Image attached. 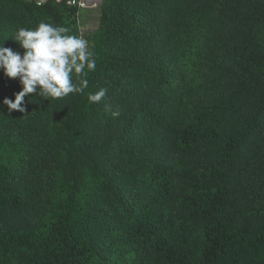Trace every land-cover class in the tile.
I'll return each mask as SVG.
<instances>
[{
	"label": "trees",
	"instance_id": "16d2710c",
	"mask_svg": "<svg viewBox=\"0 0 264 264\" xmlns=\"http://www.w3.org/2000/svg\"><path fill=\"white\" fill-rule=\"evenodd\" d=\"M67 1L0 0V44L79 35ZM85 37L83 93L9 111L0 70V264H264V0H102Z\"/></svg>",
	"mask_w": 264,
	"mask_h": 264
},
{
	"label": "clouds",
	"instance_id": "9594fccd",
	"mask_svg": "<svg viewBox=\"0 0 264 264\" xmlns=\"http://www.w3.org/2000/svg\"><path fill=\"white\" fill-rule=\"evenodd\" d=\"M11 37L24 51L21 55L0 44V70L8 78H18L22 86L14 100L4 98L3 105L9 111L25 112L24 98L29 94H34L33 100L62 99L83 93L88 87L84 77L95 71L96 60L89 42L82 36L69 34L64 26L42 21L34 28H17ZM74 75L80 78L79 84L74 82ZM106 94L107 89L101 88L89 93L88 100L99 103Z\"/></svg>",
	"mask_w": 264,
	"mask_h": 264
},
{
	"label": "built area",
	"instance_id": "2783aa9c",
	"mask_svg": "<svg viewBox=\"0 0 264 264\" xmlns=\"http://www.w3.org/2000/svg\"><path fill=\"white\" fill-rule=\"evenodd\" d=\"M37 4H41L43 0H34ZM68 5H72L77 8L76 16L78 20V25H79V35L82 36L84 39L87 40L85 35L83 34V28L81 27V20L79 19L80 13L83 11H90L95 7H100L102 4V0H68L67 1ZM88 41V40H87Z\"/></svg>",
	"mask_w": 264,
	"mask_h": 264
},
{
	"label": "rangeland",
	"instance_id": "374dc122",
	"mask_svg": "<svg viewBox=\"0 0 264 264\" xmlns=\"http://www.w3.org/2000/svg\"><path fill=\"white\" fill-rule=\"evenodd\" d=\"M101 7H102V4L100 5V7L99 6L95 7L90 11H83L78 16L79 19L81 20V27L84 30L83 31L84 35L88 32L93 31L96 28L100 14H101Z\"/></svg>",
	"mask_w": 264,
	"mask_h": 264
}]
</instances>
